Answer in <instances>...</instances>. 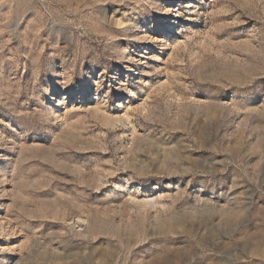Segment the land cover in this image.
<instances>
[{
    "label": "rangeland",
    "instance_id": "1",
    "mask_svg": "<svg viewBox=\"0 0 264 264\" xmlns=\"http://www.w3.org/2000/svg\"><path fill=\"white\" fill-rule=\"evenodd\" d=\"M0 260L264 264V0H0Z\"/></svg>",
    "mask_w": 264,
    "mask_h": 264
},
{
    "label": "bare ground",
    "instance_id": "2",
    "mask_svg": "<svg viewBox=\"0 0 264 264\" xmlns=\"http://www.w3.org/2000/svg\"><path fill=\"white\" fill-rule=\"evenodd\" d=\"M3 260V259H2ZM0 262H2L1 260H0Z\"/></svg>",
    "mask_w": 264,
    "mask_h": 264
}]
</instances>
